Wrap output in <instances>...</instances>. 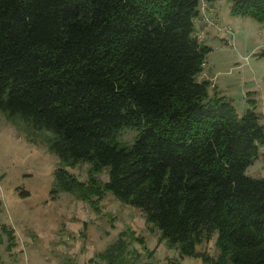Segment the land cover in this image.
Returning a JSON list of instances; mask_svg holds the SVG:
<instances>
[{
    "label": "trees",
    "instance_id": "16d2710c",
    "mask_svg": "<svg viewBox=\"0 0 264 264\" xmlns=\"http://www.w3.org/2000/svg\"><path fill=\"white\" fill-rule=\"evenodd\" d=\"M199 4L0 0V112L49 133L42 141L61 162L52 196L109 191L181 257L264 264V178L245 174L264 123L198 79L211 50L195 34ZM230 11L264 25V0H232ZM124 128L137 131L131 144L117 141ZM81 162L107 180L66 170ZM213 234L215 258L196 248ZM126 243L120 234L98 256L115 264Z\"/></svg>",
    "mask_w": 264,
    "mask_h": 264
},
{
    "label": "rangeland",
    "instance_id": "374dc122",
    "mask_svg": "<svg viewBox=\"0 0 264 264\" xmlns=\"http://www.w3.org/2000/svg\"><path fill=\"white\" fill-rule=\"evenodd\" d=\"M210 3L200 0L199 12L204 5L207 14L231 26L234 44H228L227 37L199 15L194 20L196 36L208 42L211 50L198 79H206L209 72L215 75L217 86L233 96L238 115L250 106L264 123V25L249 16L233 15L232 0ZM209 88L212 94L214 90ZM248 90L250 97L257 91L253 103L243 99ZM46 134L31 132L20 119L13 123L0 112V264H107L98 254L120 234L127 242L126 253L115 264H207L201 258L179 256L177 248L160 240L159 230L145 221L139 209L122 203L109 191H103L100 198L90 195L82 199L69 192L52 196L51 190L57 188L54 171L61 162L42 141ZM136 134L135 129L124 128L117 141L131 144ZM258 149V157L245 174L264 178V143ZM66 170L79 181L90 176L100 183L107 180L106 169L91 173L87 162ZM4 229H12L14 244L8 242ZM215 238L213 234L203 240L197 250L217 257Z\"/></svg>",
    "mask_w": 264,
    "mask_h": 264
},
{
    "label": "built area",
    "instance_id": "2783aa9c",
    "mask_svg": "<svg viewBox=\"0 0 264 264\" xmlns=\"http://www.w3.org/2000/svg\"><path fill=\"white\" fill-rule=\"evenodd\" d=\"M200 12H201V14L199 13V15L201 16L202 21L205 22L208 26L214 27L221 35H223V37L226 36L227 37V43L233 46V44H234V42H233L234 33H233L232 27L229 25L220 24L218 19L207 14L206 11L204 10V5L200 7ZM195 19H197V18H195Z\"/></svg>",
    "mask_w": 264,
    "mask_h": 264
},
{
    "label": "crops",
    "instance_id": "0c3cea01",
    "mask_svg": "<svg viewBox=\"0 0 264 264\" xmlns=\"http://www.w3.org/2000/svg\"><path fill=\"white\" fill-rule=\"evenodd\" d=\"M215 1V0H214ZM214 1H212L210 4H213V2ZM210 4H209V6H210ZM215 9V8H214ZM205 44H207L208 42H204ZM205 66V65H204ZM203 79H205V78H203ZM206 79L207 80H209L210 81V86L209 87H212L213 88V90L214 91H217L220 95H224V96H226L227 98H229L230 100H231V102L233 103V101H234V99H233V96H231V95H229L228 94V92H227V90H225V88H223V87H219V86H217V83L215 82V75H210V72H209V76L208 77H206ZM208 87V90L210 89ZM213 91V92H214ZM249 91H251V90H248V91H245L244 93L246 94L245 96H243V99H245V101L247 100V101H250V100H254V98H252V97H254V96H256L257 95V91L256 90H254L253 92H252V96L250 97V95L249 94H247L246 92H248V93H250ZM247 103V102H246ZM248 106V105H247ZM249 107V106H248ZM247 107V108H248ZM246 108V109H247Z\"/></svg>",
    "mask_w": 264,
    "mask_h": 264
}]
</instances>
